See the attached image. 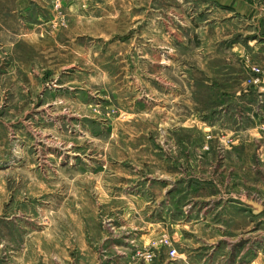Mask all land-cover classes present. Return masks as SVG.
Returning <instances> with one entry per match:
<instances>
[{
    "label": "rangeland",
    "instance_id": "1",
    "mask_svg": "<svg viewBox=\"0 0 264 264\" xmlns=\"http://www.w3.org/2000/svg\"><path fill=\"white\" fill-rule=\"evenodd\" d=\"M0 264H264V0H0Z\"/></svg>",
    "mask_w": 264,
    "mask_h": 264
},
{
    "label": "built area",
    "instance_id": "2",
    "mask_svg": "<svg viewBox=\"0 0 264 264\" xmlns=\"http://www.w3.org/2000/svg\"><path fill=\"white\" fill-rule=\"evenodd\" d=\"M170 255H171L172 258H175L177 256V251L175 249H172L170 251Z\"/></svg>",
    "mask_w": 264,
    "mask_h": 264
}]
</instances>
